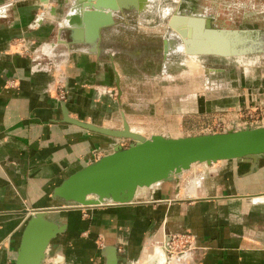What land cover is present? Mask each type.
<instances>
[{
	"label": "crops",
	"instance_id": "0c3cea01",
	"mask_svg": "<svg viewBox=\"0 0 264 264\" xmlns=\"http://www.w3.org/2000/svg\"><path fill=\"white\" fill-rule=\"evenodd\" d=\"M56 1L47 6L41 0H0V264H16L22 233L33 213L56 206L53 190L98 155L111 153L117 143L65 122L64 106L71 119L111 129H122L124 119L130 123L133 116L152 114L146 95L138 105L130 97L133 91L119 58L121 50L105 46L100 53V46L97 54L78 52L57 39V23L37 16L48 7L51 17H61L62 8L52 5ZM245 5L243 9L264 13V0H246ZM19 38L28 40L32 58L13 48L12 41ZM135 53L137 60L145 51ZM59 56L66 59L67 103L58 102L51 88L49 62ZM240 70L238 86L221 82L230 91L250 92L252 97L237 102L244 107L264 98V63ZM138 77L144 80L146 75ZM250 169V164L237 160L192 167L176 182L141 191L132 205L81 209L63 223L69 237L102 236L104 246H118L131 263L146 259L153 245L164 244L155 246V252H165L172 235L189 234L200 250L186 264H264V158L254 172ZM84 211L91 218L77 220ZM50 250L51 246L48 264ZM101 250L95 256L76 253L67 260L103 264Z\"/></svg>",
	"mask_w": 264,
	"mask_h": 264
},
{
	"label": "water",
	"instance_id": "95a60500",
	"mask_svg": "<svg viewBox=\"0 0 264 264\" xmlns=\"http://www.w3.org/2000/svg\"><path fill=\"white\" fill-rule=\"evenodd\" d=\"M76 1L84 6L83 14L68 17L69 26L74 29L57 25V39L88 54H95L94 50L86 51L93 47L92 41L103 47L104 33L123 22L128 13H137L119 8L118 0ZM41 2L49 4L50 0ZM148 9V0H140L139 11L146 13ZM193 14L188 16L179 8L171 16L168 26L172 36L163 42L162 54L166 58L177 54L193 57L211 76L224 71L210 64L213 61L234 62L243 67H256L264 62V33L250 29H221L213 17ZM175 19H181L183 25L177 27ZM173 33L179 34L180 39L176 38L185 46V52L173 51L170 44L171 38L175 37ZM64 107L65 122L115 140L130 139L133 143L126 149L116 143L111 153L66 178L53 190L52 199L63 207L54 211L132 205L141 191L176 182L196 164L211 166L237 160L250 164V171L254 172L264 158V127L188 137H145L131 130L126 119L122 129L99 127L71 119ZM67 231L68 225L58 216L51 215L48 210L35 211L23 230L16 264H48L46 260L52 242ZM101 256L105 259L104 264H121L122 261L116 245L104 246Z\"/></svg>",
	"mask_w": 264,
	"mask_h": 264
},
{
	"label": "rangeland",
	"instance_id": "374dc122",
	"mask_svg": "<svg viewBox=\"0 0 264 264\" xmlns=\"http://www.w3.org/2000/svg\"><path fill=\"white\" fill-rule=\"evenodd\" d=\"M63 1L58 0L52 4L57 9L62 8L63 12L58 19L50 16L48 7L41 9L37 16L59 25L62 21L64 22L73 5L72 0H66L64 3ZM148 2L149 9L146 13L138 11L139 14L128 13L126 19L120 22L123 24L116 29V35H104L103 48L106 49L104 42L115 44L119 50L122 48L131 52L140 50L147 52L153 50V48L156 50L161 48L164 40L172 36L168 22L179 8L181 11H189L194 14H207L213 17L217 27L221 29H250L264 33V13H260V9L257 8L243 9L246 0H149ZM145 23L149 24H146V27L140 26L145 25ZM65 35L63 34V37ZM15 40L12 41L14 49ZM74 49L80 50L77 47ZM175 56L176 59L173 61L175 64L171 68L162 69L161 63L157 62L153 65H148L144 69L146 74L144 80L138 77V73L132 65L127 62H125L126 64L122 63L123 71L127 76L128 87L132 88L133 91V94L131 93L132 96H130L133 99V103H136V105L140 104L139 101L146 95L144 99L152 108V114L149 116L136 115L128 120L131 121L129 123L131 130L145 137L152 135L176 137L202 135L203 132L218 123L223 121L229 123L232 119H235L239 114L237 110L243 107L237 103L238 100L252 97L248 90L230 91L225 87L227 85L223 81L221 82V80H225L228 85L238 86V79L241 75L240 68H243V66H239L234 62L228 63L227 61L217 60L211 62L210 64L217 66L219 69H224V72L218 74H221L222 77L220 78V76L209 75V72L205 71L206 69L203 68L199 61L195 60L193 62L183 54ZM26 57L32 58L33 51ZM244 67L257 68L259 66ZM130 97L129 99H131ZM256 99L260 101L261 98L257 97ZM180 121L184 122L181 126L179 125ZM218 163L211 166L218 165ZM193 167H203V165L196 164ZM61 208L63 207L56 204L50 213L58 216L62 223L68 214L76 216L73 212L85 209L74 208L54 211V209ZM89 218H91L90 213L84 211L77 220ZM67 232L52 242L53 245H51L50 250L52 263L50 264H69L67 258L74 257L76 253L84 254L85 256L98 255L97 252L105 244V239L102 236L94 235L89 238L82 235L81 238H75L69 237ZM66 239L73 241H69L70 243L67 244L68 241ZM63 241H66L65 247H63ZM84 241H91L92 243L88 244V242ZM181 242L182 240L180 239L173 240L172 247L175 250H169V252L166 249L165 252H161L158 249L156 253L155 246L163 247L164 244L153 245L149 248L146 259L137 263H131L121 253V264H160L161 260V264H186L188 261L177 262L176 259H171L173 255L177 257V253H180V250L182 251ZM172 252L174 253L173 255L171 254Z\"/></svg>",
	"mask_w": 264,
	"mask_h": 264
},
{
	"label": "built area",
	"instance_id": "2783aa9c",
	"mask_svg": "<svg viewBox=\"0 0 264 264\" xmlns=\"http://www.w3.org/2000/svg\"><path fill=\"white\" fill-rule=\"evenodd\" d=\"M13 45V44H12ZM15 48L20 51L23 55H29L32 53L29 42L26 38H19L14 41ZM64 57H56L51 62H49V70L54 75V82L52 84V89L56 95V99L60 103H67L69 98V92L67 90V78L65 76V61ZM239 113L235 119H232L231 122L226 123L225 121L214 125L203 132L202 135H210V134H218V133H227L229 131H241L245 129H256L264 127V98L259 100H255L254 103L250 105H245L244 107L237 110ZM133 143L130 139H118L117 144L122 148L126 149L130 147ZM100 158V155H98ZM175 239L182 240L181 246L182 251L177 253V257H175L173 252L171 253L173 256L171 259H176L177 262L180 261H189L188 259L193 257V252L200 249L196 246L194 238L191 235H175L171 236L170 243L167 252L169 250H175L172 247V241ZM178 242V241H177ZM178 246V245H177ZM170 259V258H168Z\"/></svg>",
	"mask_w": 264,
	"mask_h": 264
},
{
	"label": "flooded vegetation",
	"instance_id": "af4514ba",
	"mask_svg": "<svg viewBox=\"0 0 264 264\" xmlns=\"http://www.w3.org/2000/svg\"><path fill=\"white\" fill-rule=\"evenodd\" d=\"M185 13L187 14V15H190V14H192V13H190L189 11H185ZM194 15V14H193ZM117 33H115V32H113L111 35L113 36V35H116ZM105 41V40H104ZM175 42L177 43V44H180L181 45V42L179 41V40H177V38H175ZM104 45L105 46H111V47H113V48H117V46H115V44H111V43H107V42H104ZM110 47V48H111ZM101 51H100V53H102V52H104L106 49L105 48H103L102 46H101ZM118 49V48H117ZM121 51L119 52L120 54H119V58H121L122 59V63H125V62H127V63H129L130 65H132V63H135L134 65H132L133 66V68H136V69H139V70H137V71H139V73H142L143 75H146L145 74V68H147V66L148 65H153L155 62H157V63H161V66H162V69L164 68H171V67H173V65L175 64V63H173V61L176 59L175 57V55H172V56H169V57H167L166 59H165V65L163 64V59H164V56H163V54H162V52H163V46L161 47V48H159L158 49V52H157V50L155 49V48H153V50H149V51H147V52H145L141 57H139L137 60H134L133 59V57L132 56H134V58L136 59V57H137V55H138V53H135L134 51H130L129 52V50H126V49H120ZM173 51H174V48H173ZM175 51L176 52H184V51H181V50H176L175 49ZM129 55H131V56H129ZM126 64V63H125ZM136 65V66H135ZM135 66V67H134ZM138 73V74H139Z\"/></svg>",
	"mask_w": 264,
	"mask_h": 264
},
{
	"label": "bare ground",
	"instance_id": "6f19581e",
	"mask_svg": "<svg viewBox=\"0 0 264 264\" xmlns=\"http://www.w3.org/2000/svg\"><path fill=\"white\" fill-rule=\"evenodd\" d=\"M139 1L140 0H118V1H116V4H117V6L119 7V8H122L123 10L124 9H129V10H133V11H135V12H140L139 11ZM149 1V0H148ZM43 4H47V3H43ZM135 9V10H134ZM83 11H84V6L82 5V3H79L78 1H76V0H74V2H73V5H72V8H70V10H69V14H68V16L64 19V22L62 21L61 23H59V27L60 28H62V27H65V28H68V29H74V28H71L70 26H69V23H68V17H70V16H72V15H82L83 14ZM137 12V13H138ZM139 14V13H138ZM189 16V15H188ZM183 21L181 20V19H175L174 20V24L177 26V27H181V26H179L180 24H182L183 25V23H182ZM65 24V25H67V26H65V25H63V24ZM76 27H78V26H76ZM173 35L175 36V37H172L171 38V46H172V48H174V51H175V49L176 50H181V51H184V50H186L185 49V46L183 45V43L181 42V45L180 44H177L176 42H175V38L177 37L178 39H180V36H179V34H175V33H173ZM177 35V36H176ZM94 37H92L91 39H93ZM92 44H93V47H88L87 49L88 50H86L87 52H92L93 50L95 51V53H96V48L98 47H100V46H98V44L97 43H95L94 41H92ZM97 44V45H96ZM185 52V51H184ZM190 59H191V61H195L194 59L195 58H193V57H190ZM240 61H241V59H239ZM205 71H207V73L209 72L207 69L205 70ZM148 202V201H147ZM170 240H171V238L169 237V240H168V242L167 243H169L170 242ZM166 247H167V245H166ZM167 249V248H166ZM159 254V253H158ZM160 255V254H159ZM62 258V257H61ZM104 259V258H103ZM162 261V260H161ZM161 261H160V264H161ZM105 263V259H104V262H103V264Z\"/></svg>",
	"mask_w": 264,
	"mask_h": 264
}]
</instances>
